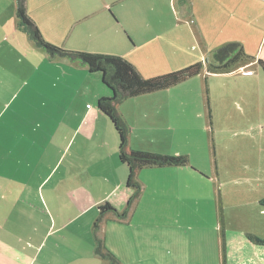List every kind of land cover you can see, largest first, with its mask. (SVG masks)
<instances>
[{
  "label": "rangeland",
  "instance_id": "1",
  "mask_svg": "<svg viewBox=\"0 0 264 264\" xmlns=\"http://www.w3.org/2000/svg\"><path fill=\"white\" fill-rule=\"evenodd\" d=\"M129 1L134 16L129 24L118 22L109 7L104 9L103 0H27L26 6L49 41L71 50L121 51L145 77L202 62L198 74L162 89L183 100L176 139L158 137L150 128L135 134L141 149L185 154L188 165L143 167L137 175L143 190L130 224L114 221L111 226L118 228L116 237L139 242L141 248L164 245L160 264H224L223 224L244 235L264 233V69L258 61L264 60V3ZM138 1L153 9L136 8ZM111 8L120 14L117 6ZM16 25L20 27L16 1L0 0V37L17 39L21 30ZM234 41L242 44L246 56L229 69H214L212 53ZM90 73L110 90L99 72ZM134 97L119 104L120 113L141 98ZM100 112L117 133L111 119ZM167 118L162 116L163 121ZM90 123L85 116L83 129Z\"/></svg>",
  "mask_w": 264,
  "mask_h": 264
},
{
  "label": "crops",
  "instance_id": "2",
  "mask_svg": "<svg viewBox=\"0 0 264 264\" xmlns=\"http://www.w3.org/2000/svg\"><path fill=\"white\" fill-rule=\"evenodd\" d=\"M103 3L117 21L129 24L134 19L129 0ZM139 7L153 9L143 1ZM16 27L21 30L17 39L0 37V264H107L95 253L99 206L109 201L122 211L132 194L126 184L127 165L119 157V135L97 109V100L111 90L77 60H49L44 48ZM134 98L130 109L121 111L130 126L132 147L144 148L136 142L137 129L144 134L150 128L158 137L176 139L180 95L157 90ZM163 115L168 116L164 121ZM85 116L91 122L87 129ZM6 182L12 185L6 187ZM128 220L107 215L99 233L107 246L122 264H160L164 245L144 249L139 242L116 237L118 228L111 223L130 224ZM223 227L224 264H264V244Z\"/></svg>",
  "mask_w": 264,
  "mask_h": 264
},
{
  "label": "trees",
  "instance_id": "3",
  "mask_svg": "<svg viewBox=\"0 0 264 264\" xmlns=\"http://www.w3.org/2000/svg\"><path fill=\"white\" fill-rule=\"evenodd\" d=\"M15 1L18 23L37 46L44 48L52 58L67 57L81 61L88 66L90 72H99L103 83L111 90V95L98 99L97 106L111 119L119 135V157L127 165L126 184L134 188V193L129 197L122 211L109 201L99 206V216L94 223L95 253L107 264H121L119 257L107 246L104 236L99 234L102 222L109 213H113L120 221L129 219L134 203L142 194L143 185L137 179V175L143 167L185 166L188 165L189 159L182 153H163L132 147L129 143L130 126L119 112V104L128 97L166 89L178 84L198 74L203 64L197 61L167 73L145 77L137 66L122 54L84 49L71 50L49 41L44 37L36 21L28 14L27 0ZM245 56L240 42H229L212 53V66L216 70L229 69ZM258 61L264 69V60L259 58ZM260 204L264 207V198L260 200ZM247 237L259 244H264V236L247 233Z\"/></svg>",
  "mask_w": 264,
  "mask_h": 264
}]
</instances>
